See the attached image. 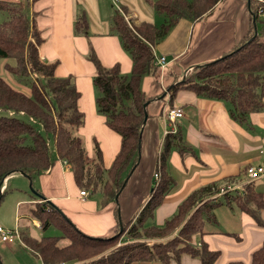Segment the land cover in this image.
<instances>
[{
	"label": "crops",
	"instance_id": "0c3cea01",
	"mask_svg": "<svg viewBox=\"0 0 264 264\" xmlns=\"http://www.w3.org/2000/svg\"><path fill=\"white\" fill-rule=\"evenodd\" d=\"M0 1L28 5V16L43 38L38 46L40 57L45 62L57 64V76L74 78L81 92L79 107L85 115L79 133L85 139L89 155H93L94 141L99 143L104 165L109 168L120 150L121 136L107 126L106 117L98 111V91L93 81L96 68L88 54L94 49L103 65L110 67L119 63L122 73L132 71L133 59L123 48L113 27V0ZM114 1L119 4L117 10L121 11L123 6L128 9L126 14L135 24L141 21L156 24L159 12L155 9V0ZM256 1L218 0L197 21L180 18L152 47L155 57L170 56V61L167 59V65H158L155 72L142 78V90L149 103L146 106L148 117L142 126L141 156L116 201L104 202L102 186L85 190L87 195H81L82 190L70 165L59 159L55 149L53 155L50 146L51 166L37 174L29 173L35 191L42 197L26 191L30 180L19 171L7 175L0 183V198L9 194L8 202L16 215L13 214L16 226L12 229L20 231L27 225L41 229L39 221L30 218L29 210L37 202L51 201L74 227L86 235L108 237L116 233L120 221L123 224L136 217L157 181L155 169L169 128L167 112L174 106L184 111L174 128L181 130L187 150L182 154L179 148L172 149L168 168L176 184L145 223L151 220V225L162 226L191 193L211 183L219 187L229 184L236 187L237 192H243L244 186L252 183L264 198V174L251 179L247 173L251 166L264 168V152L261 151L264 146V110L250 113L246 122H238L231 116L226 100L199 96L186 88L178 89L173 99L170 97V88L181 82L186 70L191 73L196 67L215 61L251 34V4ZM7 16L6 11L0 10V23ZM81 16L87 19L86 32L76 31V22ZM4 62V59L0 60V73L5 71ZM5 74L0 76L9 81L8 73ZM130 171L124 174V180ZM180 177L183 180L180 181ZM227 179L232 182L227 183ZM217 199L222 200V194H217ZM256 212L261 222L236 203H222L216 207L217 221L206 222L204 234L197 235V244L204 241L210 250L220 252L213 264H228L230 261L251 264L252 253L264 244V208ZM12 223L0 213V225L10 229ZM31 234L35 237L44 235ZM15 241L0 239V258L4 264H45L20 239ZM67 243V239L60 241L62 246ZM198 260L183 254L179 263L174 261L171 264H202ZM153 263L162 264L158 261L133 264Z\"/></svg>",
	"mask_w": 264,
	"mask_h": 264
},
{
	"label": "trees",
	"instance_id": "16d2710c",
	"mask_svg": "<svg viewBox=\"0 0 264 264\" xmlns=\"http://www.w3.org/2000/svg\"><path fill=\"white\" fill-rule=\"evenodd\" d=\"M217 1L155 0V9L166 17L161 25L149 21L130 25L124 17L128 9L123 6L121 11L117 10L113 16V27L123 48L133 59L129 76L122 73L119 63L110 67L103 65L94 49H91L88 59L96 68L93 81L98 91V111L106 117L107 126L121 136L120 150L109 168L104 165L99 143L94 141L91 156L84 137L79 133L85 115L79 107L81 92L74 78L57 76V64L45 62L40 57L38 46L43 38L31 25L28 5L24 2L0 1V10L8 14L0 23V58L5 60L4 68L12 75L34 78L31 90L25 92L0 76V110L4 112L0 114V183L14 171L37 174L47 170L52 164L50 146L53 143L59 159L70 165L81 190L102 186L104 202L116 201V194L124 183V174L138 161L144 104L148 101L142 90V78L158 68L152 47L169 33L180 18L197 21ZM256 3L251 4V13L256 14L257 21L259 9L264 10V3ZM87 27V19L79 17L76 31L86 32ZM254 33L252 20L250 35L232 51L213 62L196 67L184 82L173 85L170 88L171 99L178 89L186 88L199 96L226 100L234 106L233 109L229 105L230 114L238 122L247 121L252 112L264 110V31L248 42ZM33 34L35 41L31 39ZM41 76L45 78L44 82L40 81ZM22 115L28 119H23ZM175 147L182 154L187 150L180 129L166 134L155 169L160 178L150 188L149 197L136 217L124 222L122 230L119 227L115 236L103 238L86 235L49 201H41L30 208V218L38 220L42 230L54 225L61 234L35 237L29 231L30 225H27L19 231V239L45 264H133L157 261L171 264L174 261L179 263L183 254L198 258L202 264H213L220 252L210 250L204 241L194 243V238L204 234L206 222L217 221L216 207L222 203H236L241 210L249 212L261 222L256 210L264 208V198L249 183L244 186L243 192L227 190L222 194L223 200H218L217 194L230 185L220 188L216 183H211L191 193L162 226H145V222L153 216L155 209L176 184L168 168L169 157ZM228 182L232 180L227 179ZM2 199L3 196L0 201ZM125 231L133 242L125 240L116 246ZM142 238L165 239L149 244L141 241ZM62 239H67L68 243L60 245ZM100 244H110L109 247L113 248L106 252L89 253V250L100 247ZM0 264H4L1 258ZM228 264L244 262L230 261ZM251 264H264V244L252 253Z\"/></svg>",
	"mask_w": 264,
	"mask_h": 264
},
{
	"label": "rangeland",
	"instance_id": "374dc122",
	"mask_svg": "<svg viewBox=\"0 0 264 264\" xmlns=\"http://www.w3.org/2000/svg\"><path fill=\"white\" fill-rule=\"evenodd\" d=\"M258 2H260V4H262V3H264V0H258ZM113 4H114V6H113V12H114V14H115V12L117 11V9H118V3L116 2V1H114L113 0ZM257 4V3H256ZM259 4V3H258ZM113 14V15H114ZM259 17H258V20L256 21V28H257V31H258V34H260V33H262L263 31H264V10L262 9V8H260L259 9ZM165 20H166V17H165V15L164 14H159L158 13V18L156 19V24L157 25H161L163 22H165ZM30 22H31V25L34 27L35 25L32 23V21H31V19H30ZM132 24H134V22H132ZM32 30V29H31ZM34 30H37L36 29V27H34ZM33 30V31H34ZM38 31V30H37ZM34 33V32H33ZM116 34L118 35V33L116 32ZM263 39H264V36L262 37ZM31 39L33 40V41H35V38H34V34L31 36ZM160 57V56H159ZM166 58L170 61V56H166ZM0 60H2L1 58H0ZM213 62V61H212ZM3 67V66H2ZM0 71H1V67H0ZM7 71L5 70H3V72H1L0 74L1 75H3V76H6V73ZM194 72V71H193ZM193 72H191V73H193ZM8 73V72H7ZM190 72H189V70H186V76H190V74H191ZM131 73H128L127 75H125V76H129ZM7 76H8V78H9V81L10 82H12L16 87H21L23 90H25L26 92H29L30 90H31V86H32V83H33V81H34V78L33 77H30V76H26V77H19V76H17V75H10L9 73L7 74ZM184 77H185V75H183L181 78H180V80L182 81V82H184ZM40 81L41 82H44L45 81V78L43 77V76H41V78H40ZM229 105H231V107L234 109V106L229 102ZM229 108H230V106H229ZM229 112H230V109H229ZM1 113H4L2 110H0V114ZM23 119H28L26 116H24V115H22L21 116ZM246 122V121H245ZM39 128H41V126H38ZM51 153L53 154V155H55V152H54V146H53V143L51 144ZM193 171L191 170L190 171V173H192ZM179 180L181 181V180H183L181 177L179 178ZM179 186V185H178ZM221 188V187H220ZM26 191H28V193H30V192H33V193H37L36 191H35V188L33 187V184H32V187H31V185H30V182L28 183V187L26 188ZM9 194H6L5 196H4V198L0 201V213H2V216L4 217V219H11L12 221H13V223L10 225V229H12V228H14L15 226H16V221H15V223H14V217L16 216L15 214H14V212H13V209H12V206L9 204V202H8V199H9ZM148 197H149V195H148ZM147 197V198H148ZM223 200V199H222ZM10 207H11V211H10ZM15 216H14V215ZM151 224H153L152 223V221L151 220H149L147 223H145V225L146 226H149V225H151ZM5 228H8L7 226L5 227ZM30 230H32V232L31 233H33V234H35L36 236H40V235H59V234H61V231L56 227V226H54V225H52V226H50L49 228H47L46 230H41V229H32V227L30 226ZM115 234L116 233H114L113 235H111V236H108V237H103V238H110V237H112V236H115ZM170 236V235H169ZM174 236H176V232H174ZM166 237V236H165ZM168 237V236H167ZM178 238V237H177ZM162 239H165V238H153V239H147V238H142V240L141 241H147L149 244H153L154 243V241H160V240H162ZM125 240H129L130 242H133V240H130V238H129V236L127 235V233H126V231L123 233V235H121L120 237H119V239H118V241H117V245L116 246H119V245H121L122 244V242L123 241H125ZM137 240H140V239H137ZM137 240H135V241H137ZM16 241H17V239H16ZM15 241V242H16ZM199 241V236H196L195 238H194V243H196L197 244V242ZM1 243V242H0ZM18 243V242H17ZM110 246V244H108V246L107 245H103V244H100V247H98V248H94V249H92V250H89V253L92 251H94V252H99L100 253V251H102V250H104L103 252H106L108 249H112V248H110L109 247ZM102 252V253H103ZM89 253H87V255L89 254ZM90 254H92V253H90ZM199 261V260H198ZM153 264H156V263H153Z\"/></svg>",
	"mask_w": 264,
	"mask_h": 264
},
{
	"label": "built area",
	"instance_id": "2783aa9c",
	"mask_svg": "<svg viewBox=\"0 0 264 264\" xmlns=\"http://www.w3.org/2000/svg\"><path fill=\"white\" fill-rule=\"evenodd\" d=\"M124 17L129 22V24L132 25L131 24L133 22L132 18L130 16H128L127 14H124ZM155 58H156L155 59L156 64L160 65L162 67L167 65V63H168L166 56L155 57ZM183 116H184V111L181 107L174 106L168 110L167 120L169 122V124H168L169 128L166 131V134L176 132V129L174 128V125H175L174 123L179 118H181ZM261 151L264 152V146L262 147ZM247 173H248L249 178L256 179V178H258L264 174V168L262 166H251L248 168ZM154 176H155L156 180H158L160 178L159 173H155ZM234 189H236V187H233V186L231 187V185H230V186H228L227 189L221 190L220 194H223L227 190L231 191ZM81 195L86 196L87 192L85 190H82ZM19 238H20L19 229H8V228H5L4 226L0 225V239L2 241L12 242V241H15L16 239H19Z\"/></svg>",
	"mask_w": 264,
	"mask_h": 264
},
{
	"label": "water",
	"instance_id": "95a60500",
	"mask_svg": "<svg viewBox=\"0 0 264 264\" xmlns=\"http://www.w3.org/2000/svg\"><path fill=\"white\" fill-rule=\"evenodd\" d=\"M252 16H253V21H254L255 33H254V35L248 40V42H250L251 40H253V39L258 35V31H257V28H256V14H255V13H252ZM185 80H186V76L184 77V81H185ZM161 97H163V95L160 96V98H161ZM148 103H149V100L146 101L145 104H144V110H145V111H144L143 125L146 123V120H147V117H148V113H147V110H146V106L148 105ZM141 137H142V130H141V133H140V139H141ZM140 156H141V140L139 141V145H138V161H139V159H140ZM138 161H137V163L132 167V169H131V171L129 172L128 176L125 178L122 188L124 187V184H126L128 178H129V176L132 174V172H133V170L135 169L136 165L138 164ZM19 172H21L25 177H27V178L30 180V185H31V187H32V178H31L30 174L27 173V172H25V171H22V170L19 171ZM122 188L117 192V194H116V199H118V196H119V194H120ZM36 194H37V193H36ZM37 195L40 196V197H42V195H40V194H37ZM0 196H1V195H0ZM49 202H50L53 206H55L56 209H57V210H58V211L64 216V214H63V213L57 208L56 205H54L51 201H49ZM120 229L122 230V222H121V221H120Z\"/></svg>",
	"mask_w": 264,
	"mask_h": 264
}]
</instances>
